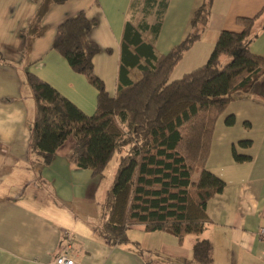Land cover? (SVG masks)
<instances>
[{
  "label": "crops",
  "instance_id": "1",
  "mask_svg": "<svg viewBox=\"0 0 264 264\" xmlns=\"http://www.w3.org/2000/svg\"><path fill=\"white\" fill-rule=\"evenodd\" d=\"M43 1L0 0V264H52L68 240L76 264H167V259L192 262L196 241L192 235L180 243L171 233L146 231L144 224L129 230L128 243L113 245L100 235L101 204L107 187L103 177L76 166L72 137L49 164L41 159L36 162L37 156L30 154L36 106L27 71L48 82L86 114L97 109V88L53 49L58 27L81 11L97 21L89 33V39L100 47L93 58L94 72L113 97L125 27L128 22L134 26L141 22L131 20L137 0H48L49 8L37 23ZM159 1L150 4L151 10L144 4L149 10L144 20L150 26L158 20ZM165 1L159 32L141 30L154 56L168 53L185 39L194 11L204 2ZM263 7L264 0H213L207 29L179 61L172 79L204 65L222 30L242 31L237 19L256 16ZM41 26L43 32L35 34ZM253 32L257 37L251 51L263 54L264 12L256 19ZM141 59L146 62V57ZM229 60L228 55L222 56L223 63ZM230 116L235 117L232 125L227 123ZM241 140L251 144L238 145ZM234 146L245 160L235 159ZM207 167L226 183L207 203L210 223L201 235L213 246L212 260L207 264H264V239L259 234L264 228V93L244 95L220 115ZM137 233L157 240L154 250H142Z\"/></svg>",
  "mask_w": 264,
  "mask_h": 264
},
{
  "label": "trees",
  "instance_id": "2",
  "mask_svg": "<svg viewBox=\"0 0 264 264\" xmlns=\"http://www.w3.org/2000/svg\"><path fill=\"white\" fill-rule=\"evenodd\" d=\"M159 4L154 25L142 20L138 26L128 22L125 27L113 97L94 72L93 58L100 47L89 39V33L97 21L81 11L58 27L53 49L97 88V109L86 114L48 82L27 71L36 106L29 149L37 156L36 162L41 159V163L49 164L72 137L74 163L91 169L99 178L119 153L113 183L101 204L100 235L113 245L128 243L129 230L139 224H144L148 232L171 233L180 243L186 236L195 235L193 260L207 264L213 251L210 240L201 237L210 223L207 203L226 184L207 167L213 132L220 115L233 101L264 93V53L255 54L250 48L257 37L253 32L255 21L264 7L256 16L237 19L242 31L222 30L204 65L172 79L179 61L207 29L213 0H204L194 11L185 39L168 53L154 56L142 31L159 32L167 2L161 0ZM48 8V0L43 1L37 23ZM43 30L41 26L35 34ZM223 55L230 60L223 63ZM141 57H146V62ZM227 123L234 124L235 117L230 116ZM250 144V140L238 143ZM233 154L237 161L245 160L235 146ZM192 263L167 259V264Z\"/></svg>",
  "mask_w": 264,
  "mask_h": 264
},
{
  "label": "rangeland",
  "instance_id": "3",
  "mask_svg": "<svg viewBox=\"0 0 264 264\" xmlns=\"http://www.w3.org/2000/svg\"><path fill=\"white\" fill-rule=\"evenodd\" d=\"M136 2H137V6L135 8V11L134 10L131 11V20L135 19L136 21L140 22V21L144 20L145 14L147 12H149V10L145 9V6H144L146 0H137ZM152 7L153 6L150 5L148 8L151 10V9H153ZM226 62H224V63H226ZM119 161H120V154L117 153V154H115V156L109 162V164L107 165V167L105 169L104 176H103L102 180H103V185L107 187V190L109 189V187L113 183V180H114V177H115L118 165H119ZM105 194H104V196H105ZM104 196H103V199H104ZM137 235H139V239H140V240H138L139 242L137 241V243L138 244L140 243L139 246L142 250H148L146 253H150V251L154 250L153 248L157 245V242H158L157 240L152 239L151 237L145 238V236H143L141 233L140 234L137 233ZM153 236H155V235H153ZM192 236L197 238V236H195V235H192ZM192 262H193V264H197L194 260Z\"/></svg>",
  "mask_w": 264,
  "mask_h": 264
},
{
  "label": "built area",
  "instance_id": "4",
  "mask_svg": "<svg viewBox=\"0 0 264 264\" xmlns=\"http://www.w3.org/2000/svg\"><path fill=\"white\" fill-rule=\"evenodd\" d=\"M259 234L262 239H264V228H260ZM66 235L67 237H69L68 233ZM72 247V242L68 240L59 252V254L55 257L52 264H76V261L71 254Z\"/></svg>",
  "mask_w": 264,
  "mask_h": 264
}]
</instances>
